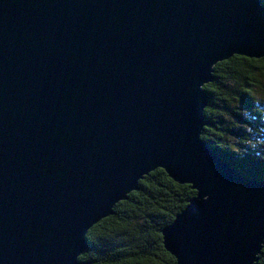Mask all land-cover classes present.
<instances>
[{
	"label": "water",
	"instance_id": "95a60500",
	"mask_svg": "<svg viewBox=\"0 0 264 264\" xmlns=\"http://www.w3.org/2000/svg\"><path fill=\"white\" fill-rule=\"evenodd\" d=\"M234 55L264 56L262 0H0V264H81L157 168L197 191L162 230L176 264H256L264 181L201 138Z\"/></svg>",
	"mask_w": 264,
	"mask_h": 264
},
{
	"label": "trees",
	"instance_id": "16d2710c",
	"mask_svg": "<svg viewBox=\"0 0 264 264\" xmlns=\"http://www.w3.org/2000/svg\"><path fill=\"white\" fill-rule=\"evenodd\" d=\"M262 65L264 57L234 55L213 67L214 79L204 86L208 95L203 112L207 125L201 134L220 158L240 174L258 181H264ZM241 123L254 133L242 134ZM223 131L231 135L232 142L222 136ZM245 142L254 147L246 148ZM240 145L248 151L242 157L240 153L245 152ZM194 195L189 184L174 181L163 169L151 171L138 181V189L115 204L112 214L87 231L88 246L78 260L81 264H176L164 247L162 230ZM256 264H264V247Z\"/></svg>",
	"mask_w": 264,
	"mask_h": 264
},
{
	"label": "rangeland",
	"instance_id": "374dc122",
	"mask_svg": "<svg viewBox=\"0 0 264 264\" xmlns=\"http://www.w3.org/2000/svg\"><path fill=\"white\" fill-rule=\"evenodd\" d=\"M263 4H264V3H263ZM263 57H264V56H263ZM263 57H262V58H263ZM254 59H255V58H254ZM223 61H224V60H223ZM219 62H221V61H219ZM219 62H217V63H219ZM217 63H216V64H217ZM216 64H215V65H216ZM215 65H214V66H215ZM214 66H213V67H214ZM261 68L264 69V65H262ZM212 76H213V72H212ZM213 79H214V76H213ZM213 79H212V80H213ZM212 80H211V81H212ZM211 81L206 82V83L203 85V89H204V86L207 85V84H209ZM204 90H205V89H204ZM237 102H238V101H235V104H236ZM263 102H264V101H263ZM236 107H238V106H236ZM240 108H241V107H240ZM204 109H205V108H204ZM242 110H243V109H242ZM221 114H222L223 117H226L225 115H227L226 113H224V114L221 113ZM223 119H224V120H228V118H223ZM241 124H242V123H241ZM204 127H205V126H204ZM241 127H242V130L240 129V132H241V133H242V132H245V133L248 132V134H250V132H251L252 134L254 133V129L249 130V129L247 128V126H244L243 124L241 125ZM223 132H224V131H223ZM242 134H243V133H242ZM248 134H245V136L248 137ZM222 136L226 137L227 142H232V141H233L231 135H229L228 133H225V132H224V133L222 134ZM244 140H246V139H244ZM248 140H249V139H248ZM257 142H258V141H257ZM206 145H207V144H206ZM244 145H245L246 148H248V147H252V148H253V147H254V146H252V144L249 143V142H247V143L245 142ZM239 149H240L241 151H244V152H245V153H240V157H242V156H244L246 153H248V151H247L246 149H243V148L241 147V145H240ZM211 151H212V150H211ZM212 152L215 153L214 151H212ZM215 154H216V153H215ZM251 158H253V157H251ZM186 184H187V183H186ZM191 189H192V188H191ZM193 190H194V189H193ZM194 191H195V194H196L197 191H196V190H194ZM194 196H195V195H194ZM194 196H193V197H194ZM179 213H180V212H179ZM177 214H178V213H177ZM167 226H168V225H167ZM87 245H88V243H87ZM86 249H87V248H86ZM82 253H83V252H82ZM82 253H81V254H82ZM81 254H80V255H81ZM80 255H79V256H80ZM79 256H78V258H79ZM79 262H80V261H79ZM80 263H81V262H80Z\"/></svg>",
	"mask_w": 264,
	"mask_h": 264
},
{
	"label": "bare ground",
	"instance_id": "6f19581e",
	"mask_svg": "<svg viewBox=\"0 0 264 264\" xmlns=\"http://www.w3.org/2000/svg\"><path fill=\"white\" fill-rule=\"evenodd\" d=\"M217 155V154H216ZM218 156V155H217ZM219 157V156H218ZM220 158V157H219ZM225 161V160H224ZM234 169V168H233Z\"/></svg>",
	"mask_w": 264,
	"mask_h": 264
}]
</instances>
